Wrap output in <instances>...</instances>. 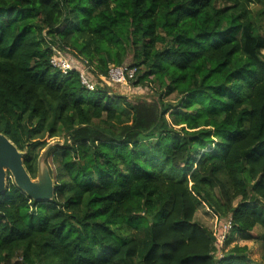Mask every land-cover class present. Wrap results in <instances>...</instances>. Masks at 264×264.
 <instances>
[{
  "label": "trees",
  "instance_id": "trees-1",
  "mask_svg": "<svg viewBox=\"0 0 264 264\" xmlns=\"http://www.w3.org/2000/svg\"><path fill=\"white\" fill-rule=\"evenodd\" d=\"M248 2L0 0V133L33 179L48 146L54 180L42 202L7 178L0 264H264V34ZM122 64L156 99L80 81ZM202 205L217 233L231 218L221 250ZM234 234L257 259L224 250Z\"/></svg>",
  "mask_w": 264,
  "mask_h": 264
},
{
  "label": "water",
  "instance_id": "water-1",
  "mask_svg": "<svg viewBox=\"0 0 264 264\" xmlns=\"http://www.w3.org/2000/svg\"><path fill=\"white\" fill-rule=\"evenodd\" d=\"M48 147V146H47ZM45 147L37 160V176L31 178L23 164L24 152L2 133H0V194L8 186L7 178L34 201L48 202L54 196V180L50 175L49 166L43 160Z\"/></svg>",
  "mask_w": 264,
  "mask_h": 264
},
{
  "label": "rangeland",
  "instance_id": "rangeland-1",
  "mask_svg": "<svg viewBox=\"0 0 264 264\" xmlns=\"http://www.w3.org/2000/svg\"><path fill=\"white\" fill-rule=\"evenodd\" d=\"M248 8L254 15V21L258 25L261 33L264 34V13L262 12V8H264V0H249L248 2ZM264 53V50H263ZM115 91L120 93H124L127 96H131L135 99H143L147 101H152L153 99H156V96L154 95V91L148 87V86H132L129 85V82L127 81L124 86L121 87H114ZM47 165L51 166L52 163L50 162V159L47 160ZM10 180L13 182L12 178L9 177ZM8 183V182H7ZM195 220L202 223L204 226H206L208 229L214 230L216 226L217 216L212 213L211 210H209L208 207L205 205H202L198 208ZM252 233L255 236H258L261 233V229L256 226ZM256 240V239H255ZM244 240L239 238L236 234L233 235V241L230 245L226 246L224 250H227L229 247H231L233 244L238 243L239 245H247L249 249V255L251 258L257 259L260 254V246L261 243L256 240ZM222 249V248H221ZM220 249V250H221Z\"/></svg>",
  "mask_w": 264,
  "mask_h": 264
},
{
  "label": "built area",
  "instance_id": "built-area-1",
  "mask_svg": "<svg viewBox=\"0 0 264 264\" xmlns=\"http://www.w3.org/2000/svg\"><path fill=\"white\" fill-rule=\"evenodd\" d=\"M72 59L68 57L65 52L60 50L59 48L53 47V54L50 57V64L66 73L68 69L72 68ZM136 73V68L134 66H129L128 64H122L118 66L111 67L106 76H99L96 78L92 76L88 69L79 71L80 81L81 83L87 87L88 89H93L97 84H109L110 86L121 87L126 84V82L131 79ZM231 218H225L221 222L220 232L217 233L215 231L216 226L214 228V235L216 237L218 243V249L220 250L223 247V242L227 234L231 230Z\"/></svg>",
  "mask_w": 264,
  "mask_h": 264
},
{
  "label": "crops",
  "instance_id": "crops-1",
  "mask_svg": "<svg viewBox=\"0 0 264 264\" xmlns=\"http://www.w3.org/2000/svg\"><path fill=\"white\" fill-rule=\"evenodd\" d=\"M120 93H122V92H120Z\"/></svg>",
  "mask_w": 264,
  "mask_h": 264
}]
</instances>
